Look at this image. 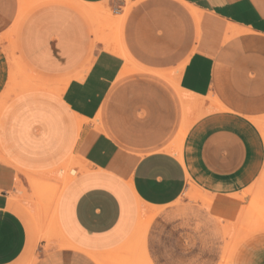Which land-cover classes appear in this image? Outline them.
Here are the masks:
<instances>
[{
  "label": "crops",
  "instance_id": "1",
  "mask_svg": "<svg viewBox=\"0 0 264 264\" xmlns=\"http://www.w3.org/2000/svg\"><path fill=\"white\" fill-rule=\"evenodd\" d=\"M13 26L21 64L58 93L8 103L0 264H264V230L235 240L264 173V0H2L0 38ZM70 158L61 237L34 245L12 197L27 172L61 183Z\"/></svg>",
  "mask_w": 264,
  "mask_h": 264
},
{
  "label": "rangeland",
  "instance_id": "2",
  "mask_svg": "<svg viewBox=\"0 0 264 264\" xmlns=\"http://www.w3.org/2000/svg\"><path fill=\"white\" fill-rule=\"evenodd\" d=\"M125 1L128 4V1L130 0H125ZM32 6L33 4L28 1L24 3V7L28 9ZM7 34L3 38H0V43H1L0 53L4 56L3 59L5 61V64L7 65V70L12 69L15 72L16 69L18 70L19 68L21 71L23 70L22 72L19 73L18 76L17 74H15V79L13 78L14 83L8 82L9 71L5 73L2 88L0 90V150H1L0 154L5 156H10L6 152L3 153L4 151H6L8 147L16 144L15 138L8 136L10 134L9 129L11 127V122H10L11 115H10V109L8 110V103L12 101V98L18 95L28 94L33 92H46L48 90L34 89V90H26L24 92L17 91L21 81H19V83L16 81H18L19 77L21 78V76L25 74L24 72H26L27 74V72L30 71L27 67L23 66V64L19 63V53L15 48L16 46L12 43L10 39L7 38ZM13 38H14V31H13ZM9 65L12 68L9 67ZM47 93H52V92L48 91ZM26 125H29V127L33 126L32 123L29 122H26ZM67 162L68 163L62 166L64 177L61 183H57L55 182L56 179H53L54 170L53 171L47 170V171H43L42 173H38L36 171H31L27 173L25 172L26 174H29L27 175L28 178H30L29 182L27 181L26 187L22 185L20 186V190L22 192L20 196L12 197V199L16 201V203L28 209V210L25 209L29 217L28 219L31 222L32 221L34 222V230H35L34 240H33L34 245L40 241H44L46 242V244H48L47 240L43 237V234L45 232L41 231L40 226L42 225L41 223L42 220H45L47 222V225L50 224V220H49L50 215L48 212L49 198L51 197L50 195L56 191L57 187L63 185L67 177L69 176L73 177V175L70 172L71 168L79 172L77 164L72 160V158H70ZM35 178L36 179L42 178L43 183L42 182L36 183L34 180ZM248 194H250V202L247 206L243 208L245 209L244 210L245 217L243 218V221H241L240 223L242 224L243 231L242 233H240V235L236 236L235 238L236 241H239L240 238H244L245 236H249L248 234H252L253 231L255 232L257 230H264V173H262L260 180H258V182H256V184H254L249 189ZM42 216H44V218ZM226 236H230V234L226 233ZM235 244H237V242H235L234 245ZM33 250L35 252V249ZM225 252L227 253H225L224 257L227 256L228 249H226ZM224 264H229V260L225 259Z\"/></svg>",
  "mask_w": 264,
  "mask_h": 264
},
{
  "label": "bare ground",
  "instance_id": "3",
  "mask_svg": "<svg viewBox=\"0 0 264 264\" xmlns=\"http://www.w3.org/2000/svg\"><path fill=\"white\" fill-rule=\"evenodd\" d=\"M0 1H2V0H0ZM5 1V0H4ZM8 2V1H7ZM6 2V3H7ZM2 4V3H1ZM7 4H9V3H7ZM5 7V6H4ZM8 7V6H7ZM6 10V9H5ZM22 11H20V13H21ZM5 13V12H4ZM106 13H107V11H106ZM109 15H111V14H109ZM125 16H126V10L121 14V15H118V16H114V18H110V19H112L113 21H114V29H115V31H116V34H120V36H121V30H122V26H123V22H124V18H125ZM3 20V19H2ZM112 22V21H111ZM15 28V26H13L12 28H11V30L8 32V34H7V38L8 39H10L11 41H12V43H13V29ZM5 40V39H4ZM4 42V41H3ZM116 43H117V41H116ZM1 44V43H0ZM121 48H120V45H119V49H118V51L120 50ZM123 50V49H122ZM124 58H128L127 57V55H126V53L124 52V51H120L119 52ZM128 60H126V62H127ZM131 61V60H130ZM19 63L21 64V62L19 61ZM127 63H130V62H127ZM132 63V62H131ZM9 67H11L10 65H9ZM12 68V67H11ZM9 71V77H8V82H13L14 83V79H15V74H17V76L19 75V73L20 72H22L21 70H20V68L17 70L16 69V72L14 71V70H12V69H9L8 70ZM15 72V73H14ZM25 74L24 75H22L21 76V78L19 77V79H18V81H16V82H18L19 83V81H21L20 82V85L18 86V89H17V91H19V92H24V91H26V90H34V89H44V90H48V91H51V92H54V91H56V89L53 87V85L51 84V82L49 83V82H45V81H43L42 79L40 80L39 78H36L35 76H33L30 72H27V74H26V72H24ZM151 74V73H150ZM14 78V79H13ZM10 80H12V81H10ZM10 84V83H9ZM48 91H46V92H48ZM33 93H35V92H33ZM55 93H58V91L57 92H55ZM179 94V93H178ZM179 96H180V94H179ZM16 98V97H15ZM180 98H181V96H180ZM2 105V104H1ZM186 103L182 100V108H183V111L185 112V109H186ZM258 124V123H257ZM259 127L261 128V132H262V134H263V136H264V125H262V124H259ZM186 130H187V128L186 127H184V130L182 131V137L184 136V134H185V132H186ZM1 151V150H0ZM1 156V155H0ZM5 156V155H4ZM73 159V158H72ZM67 160V159H66ZM71 161V160H70ZM10 162V161H9ZM8 163V162H7ZM64 163H65V161H64ZM66 163H68L67 161H66ZM65 163V164H66ZM71 163V162H70ZM74 163V162H73ZM63 164V163H62ZM12 165H14V163L12 164ZM77 169V168H76ZM70 172H71V174L73 175V177L74 176H76L77 175V173H79V172H77L75 169H70ZM53 173V172H52ZM27 175H29V174H27ZM44 178V177H43ZM70 179H72V177L71 176H69V177H67L66 179H65V181H64V183H63V185L65 184V183H67ZM35 180V182L36 183H41L42 181H43V179L42 178H38V179H34ZM43 183V182H42ZM63 185H61V186H59V187H57V189H56V191L54 192V193H52L50 196V198H49V208H48V212H49V215H50V217H49V220H50V224H48L47 225V222L45 221V220H42V225L40 226V229H41V231H46V230H49V231H51L54 235L53 236H57V237H61L60 236V233L58 232V228H57V224H56V218H55V208H56V202H57V199H58V196H59V193H60V191H61V189H62V187H63ZM201 198V200L203 199V197H202V195H201V193H199V192H193V193H191L190 194V199L191 200H197V199H200ZM204 202V201H203ZM43 218H44V216H42ZM41 221V220H40ZM149 223H150V220L148 219V221H145L144 220V218L143 217H140V220H139V223H138V226H137V228H136V231H135V233H134V237L135 238H139V239H141V240H143V242H144V244L146 243V234H147V230H148V225H149ZM45 238H47L48 237V234H46L45 236H44ZM230 237V236H229ZM141 245V244H140ZM142 246V245H141ZM146 249V248H145ZM225 253H227V252H225ZM93 257V256H92ZM97 261H98V259H97ZM99 262V261H98Z\"/></svg>",
  "mask_w": 264,
  "mask_h": 264
}]
</instances>
